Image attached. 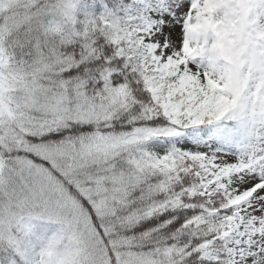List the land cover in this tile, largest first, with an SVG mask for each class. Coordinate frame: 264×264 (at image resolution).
<instances>
[{
	"label": "snow or ice",
	"instance_id": "6c2138e0",
	"mask_svg": "<svg viewBox=\"0 0 264 264\" xmlns=\"http://www.w3.org/2000/svg\"><path fill=\"white\" fill-rule=\"evenodd\" d=\"M0 264H264V0H0Z\"/></svg>",
	"mask_w": 264,
	"mask_h": 264
}]
</instances>
